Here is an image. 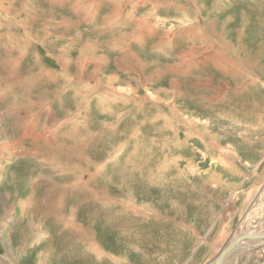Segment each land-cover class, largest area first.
Listing matches in <instances>:
<instances>
[{"label": "rangeland", "instance_id": "obj_1", "mask_svg": "<svg viewBox=\"0 0 264 264\" xmlns=\"http://www.w3.org/2000/svg\"><path fill=\"white\" fill-rule=\"evenodd\" d=\"M261 23L264 0H0V264H213L264 233Z\"/></svg>", "mask_w": 264, "mask_h": 264}, {"label": "water", "instance_id": "obj_2", "mask_svg": "<svg viewBox=\"0 0 264 264\" xmlns=\"http://www.w3.org/2000/svg\"><path fill=\"white\" fill-rule=\"evenodd\" d=\"M264 238V233L260 234V233H244L241 234L235 238H233L232 240H230L219 252V254L216 256L214 263L213 264H222L224 258L226 257V255L233 250L235 247H237L240 243V241L244 240V239H248V238Z\"/></svg>", "mask_w": 264, "mask_h": 264}, {"label": "bare ground", "instance_id": "obj_3", "mask_svg": "<svg viewBox=\"0 0 264 264\" xmlns=\"http://www.w3.org/2000/svg\"><path fill=\"white\" fill-rule=\"evenodd\" d=\"M262 24V23H261ZM262 25H264V24H262ZM251 228H252V226H251ZM261 231V230H260ZM259 230H255V229H250V230H248V231H242L241 233H240V235L241 234H244V233H260V234H263V233H261ZM264 232V231H263ZM249 240H252V241H249ZM264 243V238H258V237H256V238H248V239H244V240H242V241H240V243H239V245L237 246V247H239V248H241V249H250V247L251 248H253V247H255V246H260V245H262ZM94 246V245H93ZM237 247H235L233 250H235ZM99 248V247H98ZM233 250H231L228 254H230ZM99 253V252H98ZM227 254V255H228ZM226 255V257H228ZM225 257V258H226ZM225 258H224V260H225ZM224 260H223V263H224ZM222 263V264H223Z\"/></svg>", "mask_w": 264, "mask_h": 264}]
</instances>
